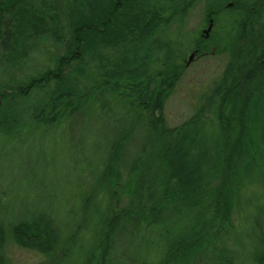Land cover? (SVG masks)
<instances>
[{"label": "trees", "instance_id": "obj_1", "mask_svg": "<svg viewBox=\"0 0 264 264\" xmlns=\"http://www.w3.org/2000/svg\"><path fill=\"white\" fill-rule=\"evenodd\" d=\"M197 1L0 0V76L5 75L0 77V136L8 141L23 129L61 125L71 138L82 127L91 143L78 155L88 153L82 168L94 170L89 173L96 182L83 191L84 223H77L71 209L67 233L47 212L12 220L14 208L0 200V264H9L8 241L40 254L38 264H114L119 251L124 264H193L202 252L213 253L216 264H232L224 246L227 231L234 228L235 212H242L247 224L245 207L251 203L259 217L245 226L241 238L250 240L258 264H264V207L258 199L249 203L246 195L248 180L264 172V29L250 23L261 10L259 0H235L231 6L228 0H202L204 19H214L216 35L229 28L217 51L238 54L245 44L243 64L231 53L209 93L197 96L179 127L168 129L161 121L184 70L172 59L188 42L174 55L163 34L168 21L185 16ZM224 14L230 20H222ZM32 55L49 64L19 74ZM163 60L164 68L150 74L149 68ZM107 108L105 115L113 118L108 132L98 121L93 127L86 120L99 119L95 110ZM246 123L257 140L250 138ZM135 131L143 132L142 143L125 157ZM122 194L132 205L121 210ZM61 238L69 240L65 244ZM133 241L140 246L128 256L119 242ZM100 249V261L96 254L91 260Z\"/></svg>", "mask_w": 264, "mask_h": 264}, {"label": "rangeland", "instance_id": "obj_2", "mask_svg": "<svg viewBox=\"0 0 264 264\" xmlns=\"http://www.w3.org/2000/svg\"><path fill=\"white\" fill-rule=\"evenodd\" d=\"M233 1L235 0H228L229 6L233 5ZM259 3L261 10L259 14L256 13L254 21L250 23L264 29V5L260 0ZM203 9L204 2L202 0L197 1L195 5L191 6L189 12L185 16L181 17L178 15L168 21L167 23L169 24L166 26L167 28L163 34L164 40L170 43V48L174 55L178 54V48L184 43V40H188V42L185 43L186 47L183 50V54H179L176 58L172 59L173 65L181 66L183 64L184 70L173 93L165 101L163 112L161 111V121L168 129L173 130L179 127V125L192 114L197 96L199 97L202 93H209L208 86L216 77L221 75L224 64L227 59L230 58L231 53H233L238 65L243 64L242 58L246 55L247 47L245 44L241 45L238 54L235 50L226 53L217 51V48H220L221 43H223L219 38L224 36V33L229 31V28H225V31L220 30L218 33L219 36L216 35L214 32L216 29L215 21L212 18L204 19ZM224 15L222 20H230L226 14ZM162 17L167 18L168 13L162 14ZM178 22L181 24L180 29L178 28ZM209 22H212V26L208 34L205 35L204 31L207 29ZM197 30H199L198 37L196 36ZM212 33L215 34V37H213L211 41L206 42V38ZM197 42L198 47H195L194 45ZM210 47L213 48L210 49ZM191 54L193 55V59L191 62H188V57ZM164 62L166 61L163 60L153 64L152 67L149 68V73L155 74L161 71L164 68L163 65L165 64H162ZM46 64L49 63L45 61L42 56L35 58L32 55L30 57V64L27 60L25 68L21 66L18 73L27 74L28 76L32 74V71L40 68V65H42L40 69L44 70ZM12 72L10 74L11 77L14 76ZM0 77H5V75L2 74ZM45 91L47 90L45 89ZM224 92L225 89L222 88L218 94V99H220V96ZM229 104L234 106L233 101H230ZM235 107L238 108V105L236 104ZM142 109L150 113V107L146 109L143 107ZM95 112L99 119L95 120V117H92L86 120L90 122L93 127H97L99 122L101 126H105L108 132L113 118L105 114H108L110 109L107 108L106 112L102 110H95ZM85 115L79 117V119L83 121ZM75 121L79 122L78 120ZM206 124L210 123L206 122ZM210 125L213 126L212 124ZM60 127L61 125L58 127L55 125L44 131L40 130L33 132L23 129L18 134L13 135L17 137L8 141L6 137L0 136V200H4V203L7 202L8 205L14 208L12 209V211H14V216H11L12 220H16V216L19 217L20 214H24L25 216L30 215L31 212L34 211L47 212L52 214L57 220L62 231H64L63 233H67L68 222L66 216L71 209L75 210V216L78 218L77 223H84L85 220L82 221L84 209L81 205L84 197L83 191L89 189V186L95 187L96 182L93 181L94 176L89 173L95 174V171L89 169L88 172L82 168V165H88V153L83 151L82 154L78 155L81 151L80 149H86L91 143L87 132L84 131L83 133L81 130L82 127L78 126L75 128V137L67 138V134L62 132ZM245 127L247 130L251 128L252 134H250V138L257 140L258 135H253L252 126L246 123ZM1 134L4 133L0 132V135ZM142 135V131H135L133 133L131 139L125 145V157L133 154L141 145ZM83 138H85L83 143L84 147L81 146ZM110 138H112V136H110ZM75 141L77 144L76 146ZM70 147L75 149V151L78 150V153L76 154L75 151H70ZM157 174H155V178H157ZM246 185L248 187V193L246 195L251 198L249 203L252 202V199H258L257 202L259 206L264 207V172L261 174H253ZM122 195L124 198L118 205L122 207L121 210L132 205V200L130 204H128L127 196L125 194ZM252 195L254 196L252 197ZM251 204L245 207L248 211L246 216L249 218L247 219V224H244L242 216L240 217V214H243L242 212L240 214L235 212L233 216L231 215L234 222L232 226L234 228L231 227V229L229 228V231H227L228 233L226 235V240L224 239V246L230 250V257L231 259L233 258L232 264H258L256 256L253 254L254 252L248 244L250 240L248 238H241L245 226L248 227L253 225L255 222L254 220L259 217V212L254 208H250ZM91 211L92 207L90 205L89 213H91ZM93 213L96 219L98 213L95 209H93ZM68 217L70 218V215H68ZM148 237L154 242L152 236L148 235ZM61 240L66 244L69 238H61ZM71 244L75 247V238H72ZM119 244H121L122 247L123 245L126 246V254L128 256H130L128 253L131 249L136 250L140 246L136 241L131 242L130 245H126L123 242H119ZM82 245H84V243L81 242L79 246L82 248ZM222 248L223 247H220L219 249ZM207 249L209 248L207 247ZM119 250H122V248ZM74 251L75 249L72 252ZM101 251L102 249L92 254L90 259L95 260L96 254L97 260L100 261ZM4 253L9 264H38L42 258L40 254L34 251L20 249L12 241H8L5 245ZM119 254L120 251L116 253L117 258L114 260V264H124ZM200 255L199 260L198 258L197 260L195 259L193 264H216L213 259V253L202 252Z\"/></svg>", "mask_w": 264, "mask_h": 264}, {"label": "bare ground", "instance_id": "obj_3", "mask_svg": "<svg viewBox=\"0 0 264 264\" xmlns=\"http://www.w3.org/2000/svg\"><path fill=\"white\" fill-rule=\"evenodd\" d=\"M211 21V20H210ZM211 26H212V22H209V25H208V27H207V29L204 31V34L205 35H207L208 34V32L210 31V29H211ZM194 54V53H193ZM192 55V54H191Z\"/></svg>", "mask_w": 264, "mask_h": 264}, {"label": "water", "instance_id": "obj_4", "mask_svg": "<svg viewBox=\"0 0 264 264\" xmlns=\"http://www.w3.org/2000/svg\"><path fill=\"white\" fill-rule=\"evenodd\" d=\"M192 59H193V55H190V56L188 57V62H191Z\"/></svg>", "mask_w": 264, "mask_h": 264}]
</instances>
